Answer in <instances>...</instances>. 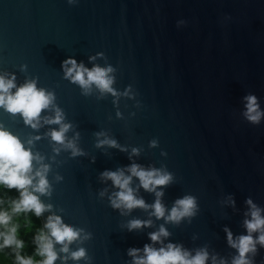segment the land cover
Listing matches in <instances>:
<instances>
[{"label":"water","instance_id":"obj_1","mask_svg":"<svg viewBox=\"0 0 264 264\" xmlns=\"http://www.w3.org/2000/svg\"><path fill=\"white\" fill-rule=\"evenodd\" d=\"M69 56L89 69L111 65L113 87L131 95L95 88L84 94L64 76L61 62ZM0 72L52 91L72 125L67 138L79 134L84 155L56 153L48 131L59 125L43 122L52 108L41 111V127L34 129L0 107V122L24 141L39 135L32 150L51 165L52 192L41 199L53 208L43 213L44 223L57 215L90 234L70 245L84 247L87 256L67 264H132L130 247L161 246L148 235L161 224L170 232L165 244L193 252L207 247L231 264L236 250L224 226L234 235L246 231L249 196L264 207V119L253 124L243 115L248 93L264 107V0H0ZM101 131L126 150L97 146ZM131 163L171 172L163 203L170 208L191 193L197 214L174 224L149 216L151 209L112 207L116 189L100 174ZM229 194L235 205L227 203ZM137 195L149 204L156 199L143 187ZM133 218L152 224L130 231ZM255 264H264V247L258 246Z\"/></svg>","mask_w":264,"mask_h":264},{"label":"clouds","instance_id":"obj_2","mask_svg":"<svg viewBox=\"0 0 264 264\" xmlns=\"http://www.w3.org/2000/svg\"><path fill=\"white\" fill-rule=\"evenodd\" d=\"M72 2L74 0H69V3ZM95 59L96 57L90 58L92 61ZM61 67L64 76L79 85L86 95L94 88L101 93H112L116 97L121 94L131 95L129 92L120 93L113 87L115 78L111 75L114 71L111 65H94L89 69L69 56L61 62ZM54 100V93L38 87L35 79L17 84L15 74L0 72V107L10 114H19L24 123L34 129L41 127V111L52 108L53 114L43 117V122L59 125L58 128L48 131L54 142L53 151L59 153L63 148L70 151L73 157L84 155L77 144L79 134L71 140L67 138L72 125L65 122L64 113L54 104ZM243 101L244 117L253 124H259L264 119V107H261L259 97L255 93H248L243 97ZM96 135L103 137L97 140V146H119L121 150H126L105 132H97ZM34 139H39V135L24 141L0 122V264H56L58 260L61 264H67L69 259L79 261L87 256V250L82 246L70 249V245L90 234L75 225L66 224L63 218L57 215L49 216L47 221L37 228L33 237L34 252L27 254L23 251L25 241L19 234V217L23 216L26 230H30L32 220L29 214L40 218L43 213L53 208L52 204L41 199L42 195L50 196L52 192L48 179L51 165L45 162L43 155L32 150ZM150 143L156 145L158 141L153 139ZM57 144L60 147H56ZM138 152V148H132L133 154ZM100 175L103 179L112 181L116 190L109 196L110 204L122 213L136 207L151 209L149 216L179 224L186 218L190 221L198 212V199L191 193L176 198L170 208L163 203V186L173 180V174L163 168L131 163L115 170L105 169ZM134 177L139 181L136 187L133 186ZM61 179L62 177L57 176V180ZM139 187L154 192L156 199L151 204L147 203L143 197L137 195ZM9 189H15L18 195L9 197L5 191ZM104 194L105 191L100 192L101 196ZM227 203L235 205L231 194ZM245 203L248 205L243 222L246 231L234 235L227 225L224 226L227 242L236 250L231 264H255L258 246L264 247V207L258 205L250 196L245 199ZM151 224V219L133 218L128 221L127 227L131 231ZM148 235L150 241L160 242L161 246L155 247L153 243H146L142 249L130 247L128 255L132 257V264H209V261L210 264H229L227 259L210 253L207 247H200L193 252L179 243L169 241L165 244L163 238L170 235L165 224H161ZM61 253L66 255L62 256Z\"/></svg>","mask_w":264,"mask_h":264},{"label":"trees","instance_id":"obj_3","mask_svg":"<svg viewBox=\"0 0 264 264\" xmlns=\"http://www.w3.org/2000/svg\"><path fill=\"white\" fill-rule=\"evenodd\" d=\"M5 191L9 197H15L18 195L15 189H9ZM29 215L32 220V225H31L30 230H26L25 221H24L23 216L21 215V217H19V222L21 225L19 229V234H20V237L25 241V248L23 251L27 254H32L35 250V244L33 243V237L36 233L37 228L41 227L44 221L42 217L37 218L32 214H29Z\"/></svg>","mask_w":264,"mask_h":264}]
</instances>
